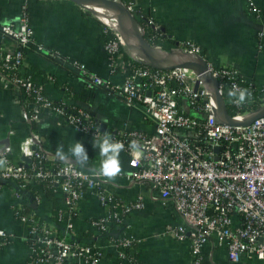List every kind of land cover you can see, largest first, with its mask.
<instances>
[{
  "label": "built area",
  "instance_id": "built-area-1",
  "mask_svg": "<svg viewBox=\"0 0 264 264\" xmlns=\"http://www.w3.org/2000/svg\"><path fill=\"white\" fill-rule=\"evenodd\" d=\"M114 1L134 16L133 0ZM247 9L259 12L251 1ZM141 19L145 26L139 31L146 36L144 40L161 50L159 27L147 17ZM112 35L114 39L102 44L108 75L115 73L123 45ZM0 36L13 45L9 51L0 46V87L18 92L20 118L26 127L17 147V161L11 160L10 146H0V157L7 160L0 168V187L9 184L14 193L16 203L11 212L25 228L27 264H98L105 248L114 250L116 264H138L132 252L135 241L126 237L123 229L125 218L142 209L141 199L119 201L106 188L112 180L61 162L42 145L34 129L44 112L93 139L104 134L100 124L87 108L51 101L42 83L25 73L23 56L30 47L50 59L58 55L33 44L24 5L15 21L0 24ZM177 51L205 63L225 110L229 108L230 119L243 121L264 107V86L243 80L231 66L211 64L192 43H179ZM72 66L82 77L85 91L102 89L117 96L127 108L140 107L150 123L149 133L128 128L109 133L113 141L123 143L122 153L127 156L129 171L117 178L144 185L151 201L162 206L170 203L181 221L179 226L166 225L159 234L176 242L187 241L190 264H203L202 249L207 244L224 249L232 263L242 258L264 260V117L247 126L226 125L216 115L211 83L200 81L188 69L153 70L141 58L132 59L122 82L114 86L82 65ZM234 85L251 93L242 104L234 102L237 97L229 96ZM13 135L14 130L9 128L6 138ZM133 141L139 143L140 155L130 148ZM43 186L57 201L46 219L37 217L33 209H24L26 196L36 206L43 196ZM85 194L93 196L104 211L86 220L92 243L80 241L73 228ZM10 239L8 232L0 230V250ZM97 239H104L106 245L94 243Z\"/></svg>",
  "mask_w": 264,
  "mask_h": 264
},
{
  "label": "crops",
  "instance_id": "crops-1",
  "mask_svg": "<svg viewBox=\"0 0 264 264\" xmlns=\"http://www.w3.org/2000/svg\"><path fill=\"white\" fill-rule=\"evenodd\" d=\"M251 1L258 14L247 9ZM134 10L151 19L160 30L161 50L178 53L177 45L192 43L200 48L207 61L216 66L228 65L237 70L241 78L256 86H264V0H133ZM25 6L32 42L55 52L58 57L48 58L30 47L23 56L25 73L36 83H42L45 95L53 102H65L75 108H87L93 118L103 125V132L128 128L151 132V125L143 118L140 107L127 108L120 99L102 89H93L90 95L83 86V79L75 70L82 65L88 72L119 85L128 72V60L118 58L117 69L108 75L107 59L102 50L105 41V24L96 19L83 6L61 0H0V24L16 20L20 8ZM4 51L12 49L10 40L0 36ZM19 95L15 89L0 87V146H10L17 161V147L26 134L20 118ZM14 130L6 138L7 130ZM41 143L55 156L58 146L67 152L75 141L81 142L87 151L89 163L84 168H98L101 157L93 147V138L84 137L72 127L58 123L57 118L42 113L34 126ZM6 142V144L4 143ZM122 172L129 171L127 156L120 153ZM107 190L119 201L129 203L141 199L142 209L131 212L124 220V234L133 238L132 252L138 264H190L188 242H176L161 236L166 225L179 226L181 221L170 203L164 206L149 198L144 185L132 184L116 178L107 185ZM25 207L32 209V198L26 196ZM57 201L40 197L34 213L46 219ZM16 203L11 185L0 187V230L8 232L11 239L0 250V264H27L28 249L24 241L25 228L11 212ZM33 203V202H32ZM104 213L90 194H85L78 205L74 221V233L82 242H93L92 232L86 220ZM106 245L104 239L94 241ZM203 264H264V260L242 258L230 262L225 250L207 244L202 249ZM98 264H116L112 248H105Z\"/></svg>",
  "mask_w": 264,
  "mask_h": 264
},
{
  "label": "water",
  "instance_id": "water-1",
  "mask_svg": "<svg viewBox=\"0 0 264 264\" xmlns=\"http://www.w3.org/2000/svg\"><path fill=\"white\" fill-rule=\"evenodd\" d=\"M68 1L75 5L87 7L89 5H99L107 11L112 12L119 22L127 24L131 31L130 40L133 42L135 49L133 52L142 59L144 64L153 70L167 71L174 68H184L192 71L200 81H206L211 83L214 89L215 97V108L217 117L222 120L226 125L234 126H247L252 120L264 117V107L250 115L243 121L236 122L229 118L225 110V106L222 102L221 97L216 92V83L206 72V67L204 62H197L193 60L190 56L155 49L144 40L142 34L139 31V25L133 15H131L122 5L115 2L114 0H61ZM107 27V26H106ZM103 125H99L100 132H103ZM6 144V142H4ZM27 162V160L22 159ZM32 209L35 208V203L30 204Z\"/></svg>",
  "mask_w": 264,
  "mask_h": 264
},
{
  "label": "clouds",
  "instance_id": "clouds-1",
  "mask_svg": "<svg viewBox=\"0 0 264 264\" xmlns=\"http://www.w3.org/2000/svg\"><path fill=\"white\" fill-rule=\"evenodd\" d=\"M230 97H237L235 103L242 104L250 96L251 93L248 89H239L237 86H233L229 91ZM93 147L98 150L101 157L100 165L98 168L91 169L94 176L105 178L106 180L116 179L122 172V166L120 161V153L124 150L123 143L119 141H113L111 134L106 132L102 136L94 137ZM130 148L140 155V145L138 142L133 141L130 144ZM56 157L63 163L69 165H76L84 168L89 163V157L87 151L81 142H76L70 146L67 152L64 151L63 145H60L56 149ZM74 161L75 163H71ZM7 164V160L0 157V168H3Z\"/></svg>",
  "mask_w": 264,
  "mask_h": 264
},
{
  "label": "bare ground",
  "instance_id": "bare-ground-1",
  "mask_svg": "<svg viewBox=\"0 0 264 264\" xmlns=\"http://www.w3.org/2000/svg\"><path fill=\"white\" fill-rule=\"evenodd\" d=\"M86 8L91 10L92 15L96 19L103 21L109 28L118 33L120 42L127 48V54L129 56H131L133 59L139 58L138 55L133 52L135 46L129 38L131 31L127 24L119 22L112 12L105 10L99 5L93 4L87 6Z\"/></svg>",
  "mask_w": 264,
  "mask_h": 264
},
{
  "label": "trees",
  "instance_id": "trees-1",
  "mask_svg": "<svg viewBox=\"0 0 264 264\" xmlns=\"http://www.w3.org/2000/svg\"><path fill=\"white\" fill-rule=\"evenodd\" d=\"M133 13H134V18L138 22L139 27H141V28L144 27L145 26V22L141 19V18H144V16L140 12L138 13L135 10H134ZM105 33H106L105 40L111 39V38L114 39V36L112 35V33H111L110 30H105ZM143 37H144V39H146V36L145 35ZM119 52L122 54V56H124L125 58H127V55H125L123 53V50H121V48H120V51ZM133 64L134 65H139L138 63H135V62ZM87 94L90 95V91H88ZM226 111H227V113L230 112L228 107H226ZM42 190H43V196L44 197L51 198V194H50L49 190L45 186L42 187ZM24 209L26 210L27 208L24 207ZM133 257H134V259H136L135 254H133Z\"/></svg>",
  "mask_w": 264,
  "mask_h": 264
},
{
  "label": "rangeland",
  "instance_id": "rangeland-1",
  "mask_svg": "<svg viewBox=\"0 0 264 264\" xmlns=\"http://www.w3.org/2000/svg\"><path fill=\"white\" fill-rule=\"evenodd\" d=\"M89 9V8H88ZM87 8H83V10L85 11V12H87V11H89L90 13H91V10L89 9L88 10ZM92 14V13H91ZM99 21H101V20H99ZM103 24H105L103 21H101ZM106 25V24H105ZM107 26V25H106ZM108 27V26H107ZM110 31H111V33H113L115 36H117V37H119V35H118V33H116V32H114L111 28H108ZM122 46V48H121V50H123V52L127 55V60H132L133 58L131 57V56H129L128 54H127V50H126V47L124 46V45H121ZM130 58H132V59H130Z\"/></svg>",
  "mask_w": 264,
  "mask_h": 264
}]
</instances>
